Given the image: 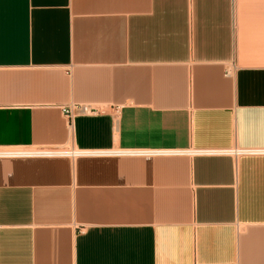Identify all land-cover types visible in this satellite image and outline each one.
<instances>
[{
	"label": "crops",
	"instance_id": "crops-1",
	"mask_svg": "<svg viewBox=\"0 0 264 264\" xmlns=\"http://www.w3.org/2000/svg\"><path fill=\"white\" fill-rule=\"evenodd\" d=\"M0 150L88 153L0 158V264H264V0H0Z\"/></svg>",
	"mask_w": 264,
	"mask_h": 264
},
{
	"label": "built area",
	"instance_id": "built-area-1",
	"mask_svg": "<svg viewBox=\"0 0 264 264\" xmlns=\"http://www.w3.org/2000/svg\"><path fill=\"white\" fill-rule=\"evenodd\" d=\"M62 113L63 115L67 118L68 121L72 120L74 117H83L86 115H93L96 113L95 110L90 109L89 107L86 106H77L74 107L73 109H62ZM56 151L53 150H42V151H35V152H22V153H5L3 151H0V158H10V157H41V158H46V157H58L57 155L55 156ZM249 154H254L252 152H247ZM206 155H221L224 153H218V152H209V153H204ZM230 154V153H228ZM234 154V153H233ZM246 154V153H245ZM256 154H264V152H258ZM85 155V154H83ZM90 155V154H89ZM92 155L97 156V157H106V156H112L115 154H111V153H106L103 151H99V152H95L92 153ZM116 155H121V154H116ZM129 155H135V154H129ZM139 155V154H138ZM142 155H152V154H142Z\"/></svg>",
	"mask_w": 264,
	"mask_h": 264
},
{
	"label": "bare ground",
	"instance_id": "bare-ground-1",
	"mask_svg": "<svg viewBox=\"0 0 264 264\" xmlns=\"http://www.w3.org/2000/svg\"><path fill=\"white\" fill-rule=\"evenodd\" d=\"M3 152L5 153H22V152H25V153H28L27 151H22V150H3ZM83 154H88V153H84V152H76V151H69V152H60V151H57L55 153V156H68V157H71V156H83Z\"/></svg>",
	"mask_w": 264,
	"mask_h": 264
},
{
	"label": "rangeland",
	"instance_id": "rangeland-1",
	"mask_svg": "<svg viewBox=\"0 0 264 264\" xmlns=\"http://www.w3.org/2000/svg\"><path fill=\"white\" fill-rule=\"evenodd\" d=\"M0 151H3V150H0ZM31 151H34V150H31Z\"/></svg>",
	"mask_w": 264,
	"mask_h": 264
}]
</instances>
